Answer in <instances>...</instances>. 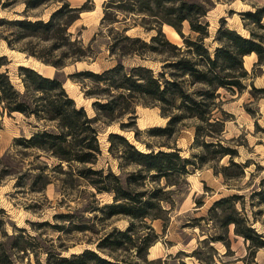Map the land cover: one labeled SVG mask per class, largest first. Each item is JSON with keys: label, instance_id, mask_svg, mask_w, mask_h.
<instances>
[{"label": "trees", "instance_id": "1", "mask_svg": "<svg viewBox=\"0 0 264 264\" xmlns=\"http://www.w3.org/2000/svg\"><path fill=\"white\" fill-rule=\"evenodd\" d=\"M48 1L25 0V9L37 8ZM90 2L85 0L79 7L62 2L46 21L24 18L6 23L19 31V39H56L61 41V47L71 46L72 49L62 59L50 61L36 57L44 64L61 68L65 65L64 58L80 61L91 57L89 46L83 48L77 39L71 41L72 35L67 32L80 13L89 9L86 3ZM207 11L204 0H106L100 24L122 25L119 31L115 30L114 37L108 43V52L116 56L117 62L99 73L84 70L69 75L81 85H84V81L90 84L84 87L83 93L86 98L94 99L91 104L94 116H89L83 107L76 105L56 76H43L31 67H18L22 89L17 90L7 72L2 71L8 62L5 56L0 55V115L20 113L25 119L32 118L37 123L35 132L28 138L15 139V142L24 149L37 150L53 158L57 162L56 169L62 170V164H65L67 171L64 173L83 181L95 193L111 194L112 203L102 208L106 218L120 215L129 219L123 231L114 229L99 239L96 249L107 252L108 256L116 250H133L134 258L111 257L110 260L100 256L97 251L85 249L77 255L72 254L70 259L58 257L56 263L52 264H151L147 260V252L158 241L159 235L146 225V221L161 220L162 231H165L168 215L174 207L171 199L173 191L167 190L176 186L173 181L185 178L191 169L201 168L226 156L229 164L216 171L225 181L230 180L226 172L228 168L236 167L242 174L244 167L248 166L247 162L235 163L236 150L222 145L219 137H214L212 132L215 129L221 134L224 128L223 120L214 116L216 112L225 115L220 106L219 90L242 93L246 88L245 81L251 78L244 67V57L251 54L256 56L252 66L253 76L257 75L254 74L255 69L264 64V24L261 22L264 7L242 13V19L253 26L248 31V37L221 24L213 38L216 46L212 51L204 44V39L209 37L205 21ZM184 24L190 32L195 33L194 39L183 34ZM138 25L155 32L148 42L125 34ZM162 26L172 28L182 38L183 45L178 47L171 43L162 33ZM112 31L109 28L108 32ZM4 40L11 47V41L7 38ZM148 54L162 56V65L157 72L143 64L126 68L121 62L124 57L145 59L144 56ZM250 86L254 91L264 90L254 89L252 84ZM136 105L157 107L160 115L167 119L164 128L150 130L152 135L174 134L179 124L185 120L191 121L190 126L195 131L194 142L201 148V153L183 157L170 146H167V151L149 149L141 152L123 136L111 132L107 136L109 152H112L113 146L121 148L119 158L130 162L135 169L123 179L109 171L94 169L101 154L97 123L101 121L109 125L124 116L133 118ZM119 127L123 129L125 126L120 124ZM162 180L164 185L160 186ZM46 184L48 182L42 180V187L37 191H41ZM243 198V195L232 194L212 203L207 212L209 220H217L224 233L209 235L204 241L220 242L229 250L228 231L232 226L233 235L241 237L246 243V256L242 260L254 262L256 252L264 249V233L254 227L256 215L264 216V210L251 211L250 216L243 202H240ZM250 200L251 207L264 204V177L259 182V190L250 194ZM253 200H256L255 203ZM237 204H240L239 208ZM218 212L221 214L218 215ZM4 216L0 209V237L12 243L7 246L0 240V264H13L8 251L20 253L31 247H21V229L14 228L17 235L5 232ZM137 223L147 229L145 235L140 236L135 232ZM191 256L197 258L195 250ZM47 263L51 264L49 261Z\"/></svg>", "mask_w": 264, "mask_h": 264}, {"label": "rangeland", "instance_id": "2", "mask_svg": "<svg viewBox=\"0 0 264 264\" xmlns=\"http://www.w3.org/2000/svg\"><path fill=\"white\" fill-rule=\"evenodd\" d=\"M24 1L0 0V55L5 56L8 62L2 71L7 72L11 83L19 91L22 89L18 75L19 66L31 67L49 78L56 76L76 105L83 107L89 116H94L95 111L91 106L94 99L86 98L83 93L84 87H89L90 84L84 81V85H81L69 78V75L84 70L99 73L114 66L117 58L109 54L108 43L114 37L115 30L119 31L122 25L100 24L103 3L106 0H91L86 3L89 9L80 13L67 32L72 35L71 41L77 39L83 48L89 46L91 57L80 61L64 58L65 65L55 68L36 57H44L50 61L62 59L72 49L71 46L61 47V41L56 39H19V31L6 22L24 18L46 21L62 2H67L71 7H79L85 0H49L34 9H25ZM204 3L208 8L205 21L209 32L204 44L210 51L216 46L213 38L221 24L248 37V31L253 26L242 19V13L264 7V0H204ZM261 22L264 24V16ZM166 27L162 26V33L171 43L181 47L182 38L169 39ZM109 28L113 29L112 33L108 32ZM182 32L191 39L195 37V33L190 32L186 24ZM154 33L138 25L125 34L148 42ZM4 38L11 41V47ZM144 58L124 57L121 62L126 68L143 64L155 72L160 70L162 56L148 54ZM243 62L251 78L245 81L246 88L242 93L232 94L219 90L220 106L225 115L216 112L214 116L223 120L224 128L221 134L213 129L212 135L219 137L222 145L236 150L233 159L235 163L247 162L248 166L244 167L242 174L236 167L228 168L226 172L230 180L225 181L216 171L229 164L226 156L201 168L191 169L185 178L173 181L176 186L167 190L173 191L171 199L174 207L168 215L165 231H162L161 220L154 223L146 221V225L159 235L158 241L147 252V260L151 264H264V249L256 253L254 262L242 260L246 256V244L241 237L233 235L232 226H229L228 231L229 250L220 242L204 241L209 235L224 233L219 228V222L215 219L209 220L207 214L214 201L239 194L244 196L240 202H243L250 216L251 211L264 210V204L250 206V194L259 190V182L264 177V90H251L250 84L254 89L264 88V64L255 69L254 74L257 75L253 76L252 66L256 62V56H246ZM132 117H121L109 125L101 121L97 123L101 154L93 166L94 169L109 171L122 179L135 169L130 162L119 158L121 148L113 146L112 152H109L107 136L111 132H118L141 152L149 149L167 151V146H170L177 149L183 157L201 153V148L194 142L195 131L190 126L191 121L185 120L179 124L174 134L156 136L150 130L164 128L167 123L157 107L136 105ZM120 124L125 127L120 129ZM36 125L32 118L25 119L20 113L0 115V209L5 215L4 229L8 235L18 234L14 228L21 229V247L32 248L21 250L20 253L8 251L13 264H48L47 261L52 264L56 263L58 257L70 259L72 254L77 255L85 249L97 251L96 244L99 239L114 229L123 231L129 224V219L125 216H104L102 208L112 203L111 194L95 193L83 181L64 173L67 171L65 164H62V170L56 169L57 162L53 158L37 150L24 149L15 142V139L21 137L28 138L37 130ZM134 131L137 132L136 136ZM39 177L48 182L41 191H37L42 187ZM163 185L162 180L160 186ZM255 201L253 200L254 203ZM236 206L239 208L240 204ZM202 217L205 220H200ZM256 220L254 227L264 233V216L256 215ZM135 232L143 236L147 229L137 223ZM0 240L7 246L12 243L1 237ZM194 250L201 261L191 256ZM97 253L110 260L111 257L134 258L133 250H116L110 256L107 252ZM158 254L161 255L160 258L155 259Z\"/></svg>", "mask_w": 264, "mask_h": 264}, {"label": "bare ground", "instance_id": "3", "mask_svg": "<svg viewBox=\"0 0 264 264\" xmlns=\"http://www.w3.org/2000/svg\"><path fill=\"white\" fill-rule=\"evenodd\" d=\"M165 27V26H164ZM165 29H167V34H168V38L169 39H176V38H179V36H178V34L172 29V28H165ZM251 55H253V54H251ZM245 58H246V56H245ZM243 64H245V63H243ZM244 66H246V65H244ZM247 67V66H246ZM245 67V68H246ZM113 133H115V132H113ZM118 133V132H117ZM154 222H156V220H154L152 223H154Z\"/></svg>", "mask_w": 264, "mask_h": 264}, {"label": "crops", "instance_id": "4", "mask_svg": "<svg viewBox=\"0 0 264 264\" xmlns=\"http://www.w3.org/2000/svg\"><path fill=\"white\" fill-rule=\"evenodd\" d=\"M234 236H235V235H234ZM235 237H238V236H235ZM245 244H246V243H245ZM153 246H154V245H152L151 247H153ZM151 247H150V248H151ZM150 248H149V249H150ZM260 250H261V249H260ZM260 250H258V251H260ZM258 251H257V252H258ZM257 252H256V253H257ZM147 255H148V254H147ZM255 255H256V254H255ZM160 256H161V255L158 254V255H156L154 258H155V259H159Z\"/></svg>", "mask_w": 264, "mask_h": 264}]
</instances>
